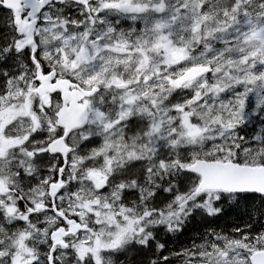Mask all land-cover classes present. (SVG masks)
<instances>
[{
	"label": "rangeland",
	"instance_id": "obj_1",
	"mask_svg": "<svg viewBox=\"0 0 264 264\" xmlns=\"http://www.w3.org/2000/svg\"><path fill=\"white\" fill-rule=\"evenodd\" d=\"M224 2L131 0L138 11L129 18L128 28L109 25L113 16L118 23L126 19L103 10V0H91L89 12L83 9L79 15L81 10H74L71 18L58 20L54 38L51 31L43 32L38 53L42 69H53L86 89L100 88L83 101L91 112L89 125L71 139L64 189L56 201L85 229L70 243L71 251L54 255L55 264H127L130 249L137 248L128 244L144 233L142 217L148 213L119 219L103 214V193H110L105 183L110 185V169L119 162L133 159L143 167L142 196L153 189L150 198H155L158 189L156 224L167 228L180 223L186 207L211 212L210 198L219 194L198 190L194 177L182 183V192L172 183L161 186L174 156L191 154L193 162L200 155H213L222 161L264 164V36L251 35L264 25V0ZM196 65L211 70L197 80L176 82ZM34 73L0 79V176L17 192H0V205L6 221L19 226L17 233L0 238V264H30L40 254L48 258L46 231L57 219L49 212L28 216L24 208L26 201L44 203L47 184L61 165L59 157L44 152L55 132L51 116L56 102L51 107L38 102ZM102 102L119 106L112 116L102 115ZM244 123L245 133L255 125L249 139L238 133ZM87 138L91 143L81 144ZM121 209L115 206L107 212ZM216 237L210 249L186 255L185 264H248L250 252L264 249V237Z\"/></svg>",
	"mask_w": 264,
	"mask_h": 264
},
{
	"label": "trees",
	"instance_id": "obj_2",
	"mask_svg": "<svg viewBox=\"0 0 264 264\" xmlns=\"http://www.w3.org/2000/svg\"><path fill=\"white\" fill-rule=\"evenodd\" d=\"M27 55V58L25 57L27 66L33 68L29 53ZM98 109L102 115L103 111H112L103 102L98 105ZM203 150L205 151V149ZM189 156L188 154L183 155V153H180L177 157L174 156L172 170L160 178L161 186L172 183L179 187H174L176 192H182V183H190V179L195 178L193 174L180 166V164L186 165L192 161ZM198 158L213 159L214 157L200 155ZM131 165L127 164L123 167L118 175L120 182H127L126 179H136L135 175L130 173L129 167ZM139 169L141 170V167L132 170L133 172H140ZM130 183L136 184L131 180ZM155 192L157 194L158 189H155ZM209 194L212 195L213 193ZM210 201L212 202L210 205L213 210L209 213L200 210L197 205L186 207L187 212L176 227L167 228L165 224H156L155 217L154 227L150 230L151 236L149 240H147V243H140V247L136 249H130V253H128L130 258L126 259L127 264H180L182 262L185 264L186 255L210 249L218 234L228 240H240L247 236L264 233V199L248 196V194L230 197L226 193H219L212 196ZM157 207L155 205L154 208L156 209ZM12 224V228L9 227L8 229L3 208L0 205L1 239L7 238L5 236L6 230H11L12 235L17 233L19 226L15 227V222H12ZM135 244V242H132V244L128 245L135 246ZM30 264H48V260L43 254H40Z\"/></svg>",
	"mask_w": 264,
	"mask_h": 264
},
{
	"label": "water",
	"instance_id": "obj_3",
	"mask_svg": "<svg viewBox=\"0 0 264 264\" xmlns=\"http://www.w3.org/2000/svg\"><path fill=\"white\" fill-rule=\"evenodd\" d=\"M26 1L28 6L32 9L30 14L34 16L39 12L46 2L50 0H43V2H36L35 0H7L10 2ZM61 1V0H55ZM77 3H82L85 0H73ZM13 7V6H12ZM16 17L18 13L16 11ZM17 21V19H16ZM18 25V32L25 35V42L33 46L32 52L36 50V46L33 45V29L27 27L26 24L16 22ZM264 34V28L258 31L255 35ZM203 69L201 67L192 68L187 72L181 80L188 78H194L202 74ZM55 73L52 71L45 78L41 79V85L38 87L37 92L40 95H44L48 90L55 91L61 90V98L63 100V107L59 111L58 123L65 129L64 136L53 141L49 146L50 153L59 152L63 155L65 162L66 156L69 151V147L65 144L64 138L67 134L78 127L85 126L88 122V113L85 107L78 101L81 96H89L97 91L96 88L91 91L82 90L78 84L72 83L69 80H59L52 87L48 86V81L53 79ZM76 87L81 92L74 91L75 93L71 96L68 94L69 87ZM70 101V105L67 107L66 102ZM186 170L196 173L201 176L198 188L201 190H222L228 192H258L264 194V167H249L244 165H238L233 162L221 163L218 161H203L198 160L194 164L186 167ZM61 171V170H60ZM63 187L60 176L58 182L49 185V195L54 201L55 196L58 194L60 189ZM0 188L3 192L7 191V188L0 182ZM64 218L63 214H60ZM82 229L81 225L74 219L69 220V229L66 231L64 227L57 228L51 232L50 239L53 242V246L60 245L64 246V237L67 235H74ZM251 264H264V251L254 252L250 257ZM51 262V257H50Z\"/></svg>",
	"mask_w": 264,
	"mask_h": 264
},
{
	"label": "flooded vegetation",
	"instance_id": "obj_4",
	"mask_svg": "<svg viewBox=\"0 0 264 264\" xmlns=\"http://www.w3.org/2000/svg\"><path fill=\"white\" fill-rule=\"evenodd\" d=\"M88 1L90 3L91 0H87V2L82 6H76V4L72 3L71 0H63L62 2H59V3H56L54 1L49 2L45 5L44 9L41 10L39 14L33 17L29 16L30 9L27 8V2H20L19 4H15V6L19 7L18 13H19L20 19L27 25L33 24V27H34L33 28L34 29L33 39L40 48L39 42L41 40V37L44 31H51L50 37L54 38V35H53L54 28L57 27V23L59 22L58 20H60V16L64 14V15H69V18H71L72 14H75L73 13L74 10L76 11L81 10L80 12L77 11L79 15L83 13V9L89 12L90 8H89ZM130 1L131 0H103V10H106V12H116L124 16L126 19L125 21L118 23L119 21H117V17L113 16L110 19L112 23L107 22L109 25H111L112 27H114L115 25L117 27H121L122 25L128 26V27L130 26L129 18L138 11L137 5L130 3ZM109 7H112V9H109ZM117 10H120V11H117ZM47 17H50V18H47ZM103 18L107 19L108 13H103ZM0 21H1L0 37L2 36L0 38V57H1L0 64L3 65V67L0 68V79L1 78L9 79L12 76V74H15L16 76H19V77L26 78L27 75H30V74L26 71V66L24 65L26 61L24 57L27 54V49L30 46L25 44L24 36L19 35L17 31V26L15 24L13 8L9 7L8 4L5 2V0H0ZM103 25H104V22H103ZM69 26L70 28L74 29V25H69ZM20 54L24 55V57ZM35 57L38 60L39 58L38 52L35 55ZM206 68L207 69L205 72L206 73L205 76L211 70L210 66H206ZM12 71H14V73H12ZM45 73L46 72H43V75ZM34 74H35V79H37L39 75L41 76V74L37 72ZM186 82H190V81L188 80ZM53 101H55L57 105L59 104V101H60L59 93H53L47 96V104L50 105V107L52 106ZM53 109L55 111V107H53ZM54 127H55V132L51 136L59 135L62 133V130H60L59 127L55 125ZM74 135L75 133L69 136L68 138L69 142H70V138ZM107 149H109L107 153L111 154L112 153L111 150L113 149L109 148V145L106 146V150ZM13 191L14 193H16L15 190H12V192ZM119 193H121L119 195L121 198L104 201L107 204V206H120L121 205V207H123L124 205L130 204L131 202L135 205H145L149 203V201L147 200L128 201V200L123 199V195L120 190H119Z\"/></svg>",
	"mask_w": 264,
	"mask_h": 264
},
{
	"label": "bare ground",
	"instance_id": "obj_5",
	"mask_svg": "<svg viewBox=\"0 0 264 264\" xmlns=\"http://www.w3.org/2000/svg\"><path fill=\"white\" fill-rule=\"evenodd\" d=\"M116 55V54H115ZM111 56V55H110ZM117 56V55H116ZM112 57V56H111ZM1 58V57H0ZM11 62V61H10ZM261 146V145H260ZM260 221V220H259Z\"/></svg>",
	"mask_w": 264,
	"mask_h": 264
}]
</instances>
